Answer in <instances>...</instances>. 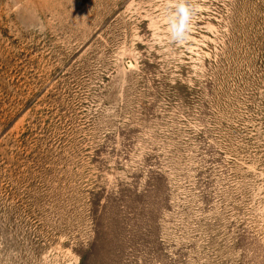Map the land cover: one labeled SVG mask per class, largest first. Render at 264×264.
<instances>
[{
  "label": "rangeland",
  "instance_id": "374dc122",
  "mask_svg": "<svg viewBox=\"0 0 264 264\" xmlns=\"http://www.w3.org/2000/svg\"><path fill=\"white\" fill-rule=\"evenodd\" d=\"M0 0V264H264V0Z\"/></svg>",
  "mask_w": 264,
  "mask_h": 264
},
{
  "label": "clouds",
  "instance_id": "9594fccd",
  "mask_svg": "<svg viewBox=\"0 0 264 264\" xmlns=\"http://www.w3.org/2000/svg\"><path fill=\"white\" fill-rule=\"evenodd\" d=\"M192 16L193 10L190 5L186 3V0H181L175 13V19L171 22V35L174 40L182 41L187 38Z\"/></svg>",
  "mask_w": 264,
  "mask_h": 264
}]
</instances>
